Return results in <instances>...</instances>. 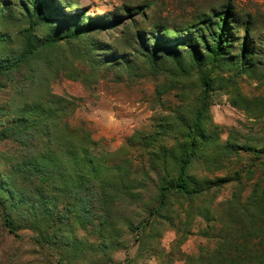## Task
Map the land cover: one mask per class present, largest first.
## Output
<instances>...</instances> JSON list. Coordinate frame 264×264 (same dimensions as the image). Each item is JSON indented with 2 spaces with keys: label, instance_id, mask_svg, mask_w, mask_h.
<instances>
[{
  "label": "trees",
  "instance_id": "16d2710c",
  "mask_svg": "<svg viewBox=\"0 0 264 264\" xmlns=\"http://www.w3.org/2000/svg\"><path fill=\"white\" fill-rule=\"evenodd\" d=\"M73 1L25 3L23 12L28 27L21 32L22 44L15 54H4L10 39L0 33V91L28 67L27 85L18 86L20 93L25 94V87L31 88L37 75L42 74L40 70L38 74L33 59L61 40L82 37L83 56L96 66L130 65L133 59H141L158 73L164 62L173 61L174 68L169 70L172 76L159 88L177 91L182 99L163 116L168 120L158 121L150 132H135L126 143L132 152L115 160L108 151H100L99 139L87 125L60 118L64 112L60 107H22L15 100L0 102V126L5 127L0 142H11L0 152L3 225L17 235L19 225L26 221L40 243L56 247L63 258L66 254L61 246L76 248L82 243L83 249L86 245L95 250L97 245L101 248L99 253H105L114 242L115 247L127 248L132 240L140 248L137 259H133L136 264L145 253L151 258L160 257L161 230L157 221L174 225L173 216L179 217L184 210L187 221L196 215L204 221L199 232L205 238L196 251L185 254L184 264H264V148L228 141L224 150L234 153L238 160H244L243 151H247L248 164L237 168L233 175L207 179L205 184L193 171L196 162L215 143L207 132V123L212 122L209 98L214 89L213 71L227 65L230 50L239 37L243 69L253 63L258 44L251 36V21L242 22L235 4L228 0L186 22L169 25L154 21L147 30L141 27L139 17L149 19L152 2L86 16L85 11L68 12ZM1 3L3 14L9 4L7 0H0ZM103 35L112 42H106ZM122 40L134 47L133 58L115 56L114 45ZM258 54L264 63V50ZM46 62L51 64L50 60ZM192 68L199 72L201 92L199 103L188 116L183 95L187 91L185 78ZM230 182H234L235 189L231 198L218 204L221 210L216 216L210 205ZM211 190L215 191L212 197L204 195ZM174 204H178L177 208ZM114 218L121 221V231L126 230L128 238H118L122 233L117 232L118 226L109 228ZM105 230L108 236L102 238ZM190 231L187 227L182 234ZM183 235L180 241L185 239ZM91 237L99 239L97 244L90 242ZM95 263L115 260L109 256L104 262Z\"/></svg>",
  "mask_w": 264,
  "mask_h": 264
},
{
  "label": "rangeland",
  "instance_id": "374dc122",
  "mask_svg": "<svg viewBox=\"0 0 264 264\" xmlns=\"http://www.w3.org/2000/svg\"><path fill=\"white\" fill-rule=\"evenodd\" d=\"M228 0H74L69 13L85 11L86 16H97L111 13L124 5H144L152 2L148 9L149 19L142 20L141 27L148 30V24L161 21L173 25L191 20L194 15L206 13L214 6ZM242 17V22L250 20L252 23L251 36L258 44L254 61L243 69L240 59V37L234 42L231 53L227 58V65H221L213 71L214 89L210 95L209 114L212 122L207 123V132L215 140L208 153L196 162L195 174L202 184L207 179L216 176L233 175L235 170L248 164L247 151L244 160H238L235 154L228 153L224 146L228 141L236 142L240 146L245 144L257 145L264 148V63L261 55L264 50V0H231ZM9 7L0 11V33L7 34L10 42L5 49V55L18 52L22 44V30L28 27L26 15L23 12L25 3L29 0H7ZM4 5V4H3ZM2 3L0 9L3 8ZM150 22H149V21ZM243 31H239V36ZM106 42H112L107 35L101 36ZM82 38V37H81ZM78 40H61L54 46L45 48L39 58L32 63L42 72L37 75L31 88L21 94L18 86L27 85L30 75L28 67L16 74V78L0 91V102L15 100L22 107L27 105H41L47 107H60L64 110L60 118L67 119L71 124L87 125L99 139L100 151H108L112 159L125 157L132 150L126 147L128 139L135 132H150L158 121L162 123L169 118H164L176 105L181 102L177 91L168 92L159 88L162 82H168L172 76L170 69L174 68L173 61L167 60L161 65V70L154 73L150 64L143 60L132 63L107 65H94L85 59L82 53L84 38ZM115 56L125 58L134 57V47L128 45L126 40L115 44ZM46 56V58H45ZM260 56V57H259ZM100 58H103L101 55ZM46 60H50L49 65ZM189 67V59L185 60ZM41 66V68L39 67ZM207 65H203L206 68ZM166 69H165V68ZM40 68V69H39ZM242 71V72H241ZM197 68H192L185 78L187 91L184 93V111L188 114L199 103L201 80ZM236 102V104L234 103ZM5 118V117H4ZM190 119V118H187ZM5 132V127L0 126V134ZM0 142V152L5 151L11 142ZM137 142V139L134 141ZM234 182L223 188L219 197L211 206L216 216L220 215L218 204L231 198L235 189ZM212 197L214 190L206 191L204 195ZM208 197V198H210ZM212 199V198H211ZM200 201L196 202L198 205ZM178 204H174L177 208ZM180 209L182 206L179 207ZM173 216L174 225L170 221H157L161 230L159 239L160 257L152 258L145 253V257L136 260V264H184L185 254L197 250L200 242L205 238L199 232L204 226V221L199 215L187 221L184 215ZM120 220L114 218L109 228L119 227ZM17 229V235L10 233L3 225L0 217V264H96L95 261H105L112 256L115 263L108 264H134L140 251L139 243L132 240L127 243V248L106 247L105 253H99L101 248L94 246L95 250L82 243L76 248L61 246L66 257H61L56 247L45 246L38 240L37 234L29 228L26 221ZM160 223H163L160 225ZM156 224V225H157ZM187 224V225H186ZM181 228L178 232L176 228ZM190 228V233L183 235ZM118 237L124 240L127 232ZM183 233V234H182ZM183 235L185 239L180 241ZM81 236V235H79ZM108 232H103L102 238H107ZM82 239V238H81ZM116 239V238H115ZM114 239V240H115ZM85 241V239H83ZM128 240V239H127ZM99 241L91 237L90 242ZM117 241V239H116ZM124 242V241H121ZM128 242V241H127ZM115 248V249H114ZM149 257V258H148Z\"/></svg>",
  "mask_w": 264,
  "mask_h": 264
}]
</instances>
